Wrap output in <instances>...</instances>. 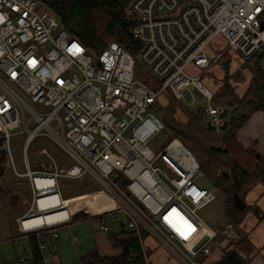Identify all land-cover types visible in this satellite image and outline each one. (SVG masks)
<instances>
[{
  "label": "built area",
  "instance_id": "built-area-1",
  "mask_svg": "<svg viewBox=\"0 0 264 264\" xmlns=\"http://www.w3.org/2000/svg\"><path fill=\"white\" fill-rule=\"evenodd\" d=\"M38 6L36 0H0V140L15 175L33 189L36 210L27 215L41 212L42 195L60 193L59 178L89 176L122 205L108 216L115 221L123 214L141 245L144 230L189 264H207L216 239L236 233L230 226L218 232L199 216L216 195L196 184L202 173L191 150L178 139L158 152L149 146L164 129L152 107L167 90L177 100L189 92L194 105L196 89L208 103L206 123L221 133L225 106L214 104L201 76L187 72L212 66L208 50L219 37L241 60L264 63V0H136L127 12L128 32L155 84L138 78L134 56L120 43L95 53ZM16 130L25 135L24 173L11 146ZM38 137L65 159L58 162L43 148L49 164L33 170L27 150ZM23 220L22 233L40 235L43 228L26 229ZM181 220L182 232L174 230ZM101 230L108 231L104 221ZM49 231L54 243L58 231ZM142 251L148 264L143 245Z\"/></svg>",
  "mask_w": 264,
  "mask_h": 264
},
{
  "label": "rangeland",
  "instance_id": "rangeland-1",
  "mask_svg": "<svg viewBox=\"0 0 264 264\" xmlns=\"http://www.w3.org/2000/svg\"><path fill=\"white\" fill-rule=\"evenodd\" d=\"M38 4L39 11L48 10L41 2H38ZM96 20V22L102 26L107 22V18L104 14H100ZM214 45L216 48L215 46H212L211 53L218 58L220 50L221 52L224 51L221 53L222 58L215 61L213 60V67L206 73L197 68L196 70L195 67H190L187 73L191 76L202 75L203 84L215 94L214 104L223 106H227L228 104L229 106L232 105V107L235 106L236 108H243L246 111L252 105L248 102V98L242 100L240 104L238 97L235 96L237 88L240 87V85L245 81L244 75L239 71L236 74L231 72V76H223L222 71L224 70V67L221 63L222 59L224 62L227 58H230L233 63L238 64H240L242 60L230 49L227 50V42L223 38H218ZM134 58L136 62L138 78L147 84H155L154 79L148 70L143 66L140 57L136 55ZM252 64V69H254L255 63L253 62ZM246 66L247 64L245 66H241L240 68L242 69ZM261 74V71L257 72V80H260L262 77ZM222 83L223 86L218 92H216L215 89L218 86H221ZM253 87L254 88L250 93V98H254L253 93H256L258 90V81L253 83ZM222 91L223 95H221ZM193 94L195 98L194 105H189V103L193 101L192 95L189 92L184 93L185 100L182 99L180 101H176V99L172 97V93L169 90H167L162 95L160 100L156 102V104L152 107V110L162 119L165 128L163 131L157 134V136L150 142L149 146L152 148V150L158 152L164 145L168 144V142L172 141L174 138L184 141H182L183 144L192 150L194 156L201 166L202 176L198 178L196 184L201 188H208L211 190L213 189L217 194H215L217 200L215 199L216 201L214 200V203L199 211V216L204 221H206L211 228H217L220 225H226L224 227V229H226L230 226L227 225L228 218L225 217V207L227 205L226 202L228 200V195L224 194L220 190L221 186H219L218 183H221L225 189H229V192L231 191V181L221 176L220 172H228L231 170L230 167L233 163V159L230 156H224L220 152H214L210 148L211 145L223 146L224 143L221 141V139L218 141V138H221V136H213V133L212 135L209 134V129L204 120V109L208 104L206 98L200 91L196 89H193ZM228 113L226 112L225 116H227ZM231 115V117H234L233 113ZM124 136L129 138L130 135L129 133H126ZM184 139H186L188 142H186ZM24 141L25 135L21 134L20 130L13 132L11 146L14 150V161L16 168L20 173H24L26 171L23 163ZM43 148H46L53 156H55V158H64L63 153L54 143L44 137H38L32 142L27 150V155L33 170H41L43 168L42 165L49 164L48 159L41 154V150ZM6 160L7 164L4 166L5 177L1 181V186L9 195L7 197L0 196V226L3 224L1 221L2 217L8 218V220H4V223H7V237L11 238L9 243L5 242V246H9L10 249L13 250L14 244H16L19 246L18 251H23L22 247L26 246L25 243H22L23 241L14 240L15 242H11L12 237L16 235L14 216H16L18 213H22L24 210L29 209L32 206V190L24 183V181L26 182L27 179L16 176L9 159L7 158ZM85 179H90L91 183L83 184V189L74 188V186L78 184L76 181H79L80 179L59 178L58 180L61 188V194L64 195V193H66L65 197H69L70 194L73 195L75 194V191H77L76 194L78 195L75 196L74 202L79 201L80 204H74L76 206L78 205L77 208H79L76 210L78 212H75L74 217H79L82 215L88 216L86 212L93 213V211H100L101 209L104 211H102L100 214L109 212L112 213L122 207V205L94 179L89 176H85ZM10 185L13 187V189H15V191H12L13 189H11L12 187L10 188ZM66 185H69V188H66ZM71 187H73V190L70 189ZM14 192H16V194H14ZM82 199H86L87 202L80 201ZM83 204L89 208L88 211L84 209L85 206ZM65 209L66 208L57 212L64 214ZM69 212L70 209L68 207L66 213ZM51 214L53 215L54 211H51L47 214H42L43 216L37 218V215L33 213L27 218V220L23 221L24 227L27 225L29 226L31 223H34L36 227H38V222L42 221L40 219L48 218L49 215L51 216ZM91 216L95 215L93 214ZM103 217L104 216L100 217V219H103ZM105 218L104 224L106 227H108V231L106 232L101 230L102 221L99 219L74 223L71 226H60L58 228V238L60 239L57 240L55 249L53 247H47V249L44 251V257L48 262L47 264H78L82 257L94 250H96L101 257H119L122 253V247L117 246L115 242H111L109 237L119 236L122 229L124 231L128 230V221L123 214L117 215V222L113 221V219L108 216V214ZM62 220L64 221V219ZM58 223L61 224L63 222L59 220ZM43 226L44 224L42 227ZM180 230H182V226H180ZM5 234L6 233L4 232V234H2L3 236H0V240H5ZM148 236L149 232L143 230V238ZM4 255H6V253H4ZM13 255H15L14 251Z\"/></svg>",
  "mask_w": 264,
  "mask_h": 264
},
{
  "label": "crops",
  "instance_id": "crops-1",
  "mask_svg": "<svg viewBox=\"0 0 264 264\" xmlns=\"http://www.w3.org/2000/svg\"><path fill=\"white\" fill-rule=\"evenodd\" d=\"M219 38H223V37H219ZM223 39L225 40V38H223ZM217 40H218V38L215 40V42ZM215 42H214V44H215ZM214 44L212 45L213 47L215 46ZM215 48H216V46H215ZM227 50H228V48H227ZM223 52L224 51L221 52V50H220L219 54H221ZM208 53H209L211 59L215 60L216 56H214L211 53V47L209 48ZM221 63L223 66V63H224L223 59H222ZM252 63L253 62L250 63L249 61H243L242 60L241 63L238 64V63H233L231 60V69H230V73L228 74L231 76V72H234V74L238 73L239 71L242 72L241 74L244 75L245 81L243 84L240 85V87L237 88L235 96L238 97L240 104H241L242 100L248 98V102L251 103L252 105L246 111L243 108H236L235 106L232 107V105L229 106L228 104H227V106L224 105L226 108L224 111V114H223V118L225 120V125L222 128L221 134L214 133L211 130L210 126L207 123L206 124H207V127H208L209 132H210L209 134L212 135V133H213L214 134L213 136L218 135V136L222 137L223 135H226L230 130L233 129V125L231 122V119H232L231 114L232 113H233L235 118L248 115L249 117L247 118V120L244 122V124L241 126V128H239L236 131V139L244 149L254 148L257 151L258 155L264 156V90L259 89L258 92L253 93L254 98H250V95H251L250 93L252 92V90L254 88L253 83L256 82L257 72L261 71L264 74V63L263 62H254L255 63L254 69H252V66H251V65H253ZM246 64H247L246 67H244L242 69L240 68L241 66H243V65L245 66ZM212 67L213 66H211V68ZM210 69L205 71V73L208 72ZM222 72H223V76H228L226 74L225 69ZM200 76H202V75H200ZM202 79H203V77H202ZM263 79H264V77H263ZM263 82H264V80H263ZM222 86H223V83L221 86H218L215 89V91L218 92ZM221 95H223V91H222ZM255 99H257V100H255ZM252 101H254V102H252ZM226 112L227 113L229 112L227 114V116H225ZM56 158H57L58 162H59V160L62 161L65 159V157L63 159H59L58 157H56ZM76 182L78 184L77 185L74 184V185H76V186H74L75 189H78V188L83 189V187H82L83 184H85V183L90 184L91 183L90 179H85V177L80 179L79 181H76ZM24 183L27 186H29V188H31V190H32V192H31L32 193V204H31L32 206L29 209L24 210L22 213H18L16 216H14V223L16 225V235L14 237H12L11 242L12 243L15 242L14 240L23 241L22 243H25L26 246L22 247L23 251H18L19 246L16 244H14L13 250L10 249L9 246H5V242L9 243V240L11 237L10 238L7 237V234H8L7 223H4V220H8V218L2 217L1 221L3 224L0 226V236L2 237L3 236L2 234H4V232H5L6 238H5V240L4 239L0 240V264H31L32 260H33L32 259V245H31V242L29 240L31 237H35L38 239L39 250L41 251L42 256H43V262H44V264H47L48 262H47V259L44 257V251L47 249V247L48 248L53 247L55 249V246L57 244V240L60 239V238H57V240L54 243H52L51 242L52 235L49 231V228H55L58 231V228L60 226H63V225L71 226L74 223H81V222H85V221L93 220V219H99L100 221L103 222L105 220H103L102 218L100 219V217H102V216L106 217V215L110 213L109 212V213L100 214L102 211H104L102 209L100 211L95 210V211H93V213L86 212V214H88L86 220L75 222V221H73L74 215H75V212H78L76 210H78L79 208H77L78 205L76 206L74 204H76V203L80 204L79 201L74 202L75 196L78 195V194H76L77 191H75V194H73V195L70 194L69 197H65L66 193H64V195L60 194L61 195V197H60L61 201L63 202V204H65L64 208H66L64 210V212H65L64 214H60L61 212H59V213L57 212L59 210H63L64 208L63 209H57L56 211H54V214H53L54 216L51 214V216L49 215L48 218L40 219L42 221L38 222L39 223L38 227H36V225L34 223H31L29 226L27 225L25 227L26 229L43 228V230L40 232V235L22 233L19 230V222L18 221L22 217L28 216L27 214L33 208V202H34L33 189L31 187L30 183L28 182V180L26 182L24 181ZM68 186L69 185H66L65 187L67 188ZM11 187L12 186L10 185V188ZM14 188H15V186H14ZM11 189H13V187ZM70 189L73 190V187H71ZM205 189H208V188H205ZM208 190H211V189H208ZM12 191H15V189H13ZM211 191L214 192L213 189ZM14 194H16V192H14ZM0 196L1 197L2 196L7 197L6 195L1 194V193H0ZM80 201H86L87 202L86 199H82ZM215 201H213L212 203H214ZM245 201H246V204L248 206H250L251 208L245 210L241 215H239V216H242L241 217L242 220H241L240 224L238 225V227H236L234 225V223L232 221L233 219L228 217V215H227L228 210H227V205H226L225 217L228 218L227 225H230V227H232V229L234 230L236 235L232 238L226 237L223 235L219 236L216 239V242L214 244V250H213L212 254L210 256H208V258L206 259L207 264H219L222 261L223 257L225 256V254L230 250H234L236 245L239 242H241L243 237H247V239L249 240L250 245L253 247V253L249 257L244 255L240 251H237L238 254L242 258H244L246 261H248V264H264V186L258 185L256 187H254L252 190H250L248 192L246 198H245ZM84 206H83L84 209L86 211H88L89 208L86 205H84ZM59 207H61V206H58V208ZM68 207L70 209V212L66 213ZM254 207L258 209L259 213L254 209ZM95 212H97V213H95ZM93 214L95 216H91ZM28 217H30V215ZM227 218H226V220H227ZM62 219H64V221H66V222H64ZM171 219L176 222V218L175 217L172 218V215H170V217H169V222H171ZM59 220L62 221L63 223L59 224L58 223ZM115 221L117 222V220H115ZM43 224H44V226L42 227ZM184 224L185 223L183 222V220H181L177 225H175L174 230L177 229L179 232H182L180 230V226H182V228H183ZM225 226L220 225L217 228H215V227H213V228H214V230H217L218 232H223L225 230L224 229ZM122 232H124L123 229L120 232V234ZM112 237H109V239L111 242H114ZM41 245H43L44 247L41 248ZM143 246H144V248L147 252V255H148V264H189L188 261L181 259V257H179L177 254L175 255L172 251H170L167 247H165L155 236H153L150 233H149L148 237L143 238ZM13 251H14L15 255H13ZM95 251L96 250H94V252ZM122 252H123V250H122ZM4 253H6V255H8V256L4 255ZM23 257H27L28 259L25 262H22L21 259Z\"/></svg>",
  "mask_w": 264,
  "mask_h": 264
},
{
  "label": "trees",
  "instance_id": "trees-1",
  "mask_svg": "<svg viewBox=\"0 0 264 264\" xmlns=\"http://www.w3.org/2000/svg\"><path fill=\"white\" fill-rule=\"evenodd\" d=\"M36 1L44 4L48 11L56 16L69 32L95 53H100L112 41L120 43L133 56H136L140 49V45L131 38L128 32L129 18L127 12L133 0ZM100 14H104L107 18V22L103 26L96 22V18ZM261 75L264 77L263 73ZM263 77L260 80L256 78L259 83L258 90H264ZM248 117V115L237 119L232 117L233 129L218 138V141L221 139L224 145L210 146L214 152H220L224 156H230L233 159L231 170L225 173L220 172L221 176L231 181V191L229 192V189H225L221 183H218V185L221 186L220 190L228 195L226 202L228 207L227 215L233 219L232 221L236 227L242 220V216L239 215L251 208L245 201L248 192L258 185L264 186V156L258 155L254 148L244 149L236 139V131L241 128ZM186 142L188 141L186 140ZM2 144L3 142L0 140V148H2ZM6 159V155H0V193L8 196L6 190L1 186V181L5 177L4 166L7 164ZM235 196H237L242 205L240 210L236 207ZM254 209L259 213L257 208L254 207ZM86 219L87 216L82 215L74 217L73 221L79 222ZM112 239L117 246L122 247L123 252L119 257H101L98 252L93 251L82 257L79 264H144L143 244L141 245L138 238H135L129 230L122 232L117 237H112ZM29 240L32 245L33 260L31 264H44L42 253L39 250L38 239L31 237ZM237 251L242 252L247 257L253 253V247L247 237H243L234 250L228 251L219 264H248V261L242 258ZM132 255H134V260L129 262Z\"/></svg>",
  "mask_w": 264,
  "mask_h": 264
},
{
  "label": "bare ground",
  "instance_id": "bare-ground-1",
  "mask_svg": "<svg viewBox=\"0 0 264 264\" xmlns=\"http://www.w3.org/2000/svg\"><path fill=\"white\" fill-rule=\"evenodd\" d=\"M136 0H133V2L130 4V6L135 2ZM130 6H129V8H128V11H129V9H130ZM69 31V30H68ZM80 40V39H79ZM228 45V44H227ZM87 46V45H86ZM210 56V55H209ZM213 61V60H212ZM215 61V60H214ZM212 66H213V64H212ZM211 68V67H210ZM209 68V69H210ZM208 70V69H207ZM207 70H205V71H207ZM205 71H202V72H205ZM198 76H200V75H198ZM201 79H202V76H201ZM202 82H203V79H202ZM172 97H174V95L172 94ZM175 98V97H174ZM176 99V98H175ZM176 101H180V100H177L176 99ZM155 113V112H154ZM159 117V116H158ZM160 118V117H159ZM161 119V118H160ZM162 120V119H161ZM204 120H205V118H204ZM163 122V121H162ZM206 122V121H205ZM164 123V122H163ZM164 128H165V126H164ZM164 130V129H163ZM162 130V131H163ZM222 133V132H221ZM220 134V133H219ZM174 139H178V138H174ZM173 139V140H174ZM179 140V139H178ZM2 141V140H1ZM3 142V141H2ZM182 142V141H181ZM183 143V142H182ZM0 149H4L3 148V144H2V148H0ZM5 150V149H4ZM191 150V149H190ZM192 152V151H191ZM193 153V152H192ZM5 154H6V156H7V153H6V150H5ZM8 157V156H7ZM201 167V166H200ZM85 177V176H84ZM83 178V177H82ZM67 179H69V178H67ZM79 179H81V178H79ZM93 179V178H92ZM97 182V181H96ZM46 183H47V181H46ZM50 183H52V182H50ZM98 183V182H97ZM99 184V183H98ZM100 185V184H99ZM61 188H60V193L58 194V195H56V194H54V193H48V194H46V195H42L41 197H40V200H39V202L37 203V207H38V210L40 209V213H36V215H37V218H40L41 216H43L42 214H47V213H49V212H51V211H56L57 209H62V208H64V207H59L58 208V206L60 205V203H61ZM33 198H34V195H33ZM49 206V207H48ZM48 207V208H47ZM33 209H35L36 210V203H35V200H34V202H33ZM44 209V210H43ZM31 214H33V213H31ZM27 218H28V216L26 217V216H24V217H22L21 219H24V220H27ZM20 219V220H21ZM19 220V221H20ZM23 220V221H24ZM103 220H105V218H103ZM18 221V222H19ZM103 223V222H102ZM27 258V257H26ZM28 259V258H27ZM23 262H25V261H23Z\"/></svg>",
  "mask_w": 264,
  "mask_h": 264
},
{
  "label": "water",
  "instance_id": "water-1",
  "mask_svg": "<svg viewBox=\"0 0 264 264\" xmlns=\"http://www.w3.org/2000/svg\"><path fill=\"white\" fill-rule=\"evenodd\" d=\"M223 67H224V69L226 71V74L228 75L230 73V69H231V59L230 58H228V59H226L224 61ZM2 154H5V150L4 149H0V155H2ZM234 199H235L237 207H238V205H240L242 207V205H241L240 201L238 200L237 196H235ZM238 208L240 209V207H238Z\"/></svg>",
  "mask_w": 264,
  "mask_h": 264
},
{
  "label": "flooded vegetation",
  "instance_id": "flooded-vegetation-1",
  "mask_svg": "<svg viewBox=\"0 0 264 264\" xmlns=\"http://www.w3.org/2000/svg\"><path fill=\"white\" fill-rule=\"evenodd\" d=\"M220 134H221V133H220ZM217 136H218V135H217ZM222 172H224V171H222ZM224 173H225V172H224ZM221 174H222V173H221ZM236 207H237V205H236ZM238 207H240V209H241V206H240V205H238ZM240 209H239V210H240Z\"/></svg>",
  "mask_w": 264,
  "mask_h": 264
}]
</instances>
